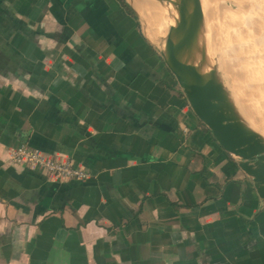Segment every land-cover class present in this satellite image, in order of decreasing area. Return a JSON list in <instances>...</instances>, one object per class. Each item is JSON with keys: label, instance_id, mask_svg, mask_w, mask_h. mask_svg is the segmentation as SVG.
<instances>
[{"label": "crops", "instance_id": "0c3cea01", "mask_svg": "<svg viewBox=\"0 0 264 264\" xmlns=\"http://www.w3.org/2000/svg\"><path fill=\"white\" fill-rule=\"evenodd\" d=\"M126 4L0 0V264H264L252 179Z\"/></svg>", "mask_w": 264, "mask_h": 264}, {"label": "water", "instance_id": "95a60500", "mask_svg": "<svg viewBox=\"0 0 264 264\" xmlns=\"http://www.w3.org/2000/svg\"><path fill=\"white\" fill-rule=\"evenodd\" d=\"M125 1L176 78L193 112L218 143L237 157L239 167L252 179L264 203V134L243 115L217 61L208 53L202 0H157L174 18L164 46L145 34L137 8L132 0ZM192 15L194 19H190Z\"/></svg>", "mask_w": 264, "mask_h": 264}, {"label": "rangeland", "instance_id": "374dc122", "mask_svg": "<svg viewBox=\"0 0 264 264\" xmlns=\"http://www.w3.org/2000/svg\"><path fill=\"white\" fill-rule=\"evenodd\" d=\"M202 4L208 53L243 115L264 134V0Z\"/></svg>", "mask_w": 264, "mask_h": 264}, {"label": "built area", "instance_id": "2783aa9c", "mask_svg": "<svg viewBox=\"0 0 264 264\" xmlns=\"http://www.w3.org/2000/svg\"><path fill=\"white\" fill-rule=\"evenodd\" d=\"M13 160L16 163H29L52 175L63 179H88L91 175L83 167L77 165L73 159H54L49 155L27 146L14 150Z\"/></svg>", "mask_w": 264, "mask_h": 264}, {"label": "bare ground", "instance_id": "6f19581e", "mask_svg": "<svg viewBox=\"0 0 264 264\" xmlns=\"http://www.w3.org/2000/svg\"><path fill=\"white\" fill-rule=\"evenodd\" d=\"M132 2L142 17L145 34L154 43L164 46L165 36L174 19L170 16L168 9L154 0H132ZM190 19H194V16L192 15Z\"/></svg>", "mask_w": 264, "mask_h": 264}, {"label": "trees", "instance_id": "16d2710c", "mask_svg": "<svg viewBox=\"0 0 264 264\" xmlns=\"http://www.w3.org/2000/svg\"><path fill=\"white\" fill-rule=\"evenodd\" d=\"M127 5V4H126ZM129 7V6H128ZM130 8V7H129ZM131 9V8H130Z\"/></svg>", "mask_w": 264, "mask_h": 264}]
</instances>
